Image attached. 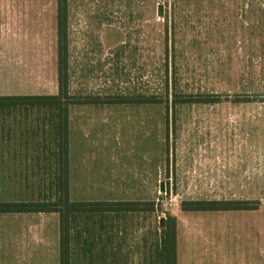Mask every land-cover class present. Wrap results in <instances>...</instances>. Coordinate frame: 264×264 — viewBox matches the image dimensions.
Wrapping results in <instances>:
<instances>
[{
	"label": "rangeland",
	"instance_id": "obj_1",
	"mask_svg": "<svg viewBox=\"0 0 264 264\" xmlns=\"http://www.w3.org/2000/svg\"><path fill=\"white\" fill-rule=\"evenodd\" d=\"M58 7L0 0V95L58 93ZM67 24L71 94L105 102L71 109L76 129L93 132L74 133L75 145L90 153L88 164L105 146L104 156L122 166L114 191L79 185L70 199L111 194L150 209L121 220L115 251L104 245L89 256L80 240L70 263L163 264L165 226L175 218L177 228L181 217L182 246H199L203 264H222L228 252L234 264L247 256L262 264L248 251L257 239L264 245V0H68ZM138 92L160 100L129 102ZM198 95L217 102L184 101ZM52 130L42 110L0 116V133ZM38 168L4 172L9 181L0 172V201L56 200L55 171ZM190 200L256 208L184 220ZM6 250L0 236V264L47 263L33 251L23 258Z\"/></svg>",
	"mask_w": 264,
	"mask_h": 264
},
{
	"label": "crops",
	"instance_id": "obj_2",
	"mask_svg": "<svg viewBox=\"0 0 264 264\" xmlns=\"http://www.w3.org/2000/svg\"><path fill=\"white\" fill-rule=\"evenodd\" d=\"M71 92V85H70ZM105 102L94 100L85 101L80 100L78 103H73L68 109V123H69V195L70 188L75 186L83 187H97V188H116L121 181L122 166L115 164V159L111 161L105 156L108 155L109 149L104 146L100 153V158L96 159L97 164H88L86 154L89 152L81 150L82 147L75 145L74 133L79 134L84 130V133L89 136L93 133L90 130H77L74 125V119L71 110L76 105L92 104L103 105ZM107 103V102H106ZM120 104L121 102H110ZM8 116V115H7ZM96 133V132H95ZM16 139L18 146H10ZM12 140V141H11ZM13 145V144H12ZM82 146V145H81ZM82 156L80 168L79 156ZM105 155V156H104ZM28 165V166H27ZM34 165V166H33ZM48 165V166H47ZM27 166V167H26ZM36 166H40L39 168ZM50 170L56 171L58 169V146L55 135L50 132H19L13 134L10 132L0 133V172H3L1 179L9 181V178L4 176V172L21 171V170ZM83 170V175H79V171ZM78 180L83 181L81 184ZM118 182V183H117ZM101 191V189L99 190ZM72 201H75L72 199ZM76 201L82 202H122L116 196L111 194H104L103 196H91L86 199H78ZM132 202V201H125ZM244 211L249 215L253 210H232ZM132 211H86L74 213L70 216V246L73 248V243L78 244L81 240L82 244L87 245L86 251L89 256L100 250H106L104 245L111 246L110 249L115 251L116 247L112 242L116 232H121V220L129 215ZM212 212H228V211H188L184 210L183 219H190L197 217L198 214L208 215ZM4 215L0 218V236L5 243L7 250L3 252L4 256L10 255V249L17 248V256L26 257V253L33 251V255L39 259L47 261L46 264H60V250H61V218L58 212H23V213H0ZM7 215V216H5ZM13 215V216H10ZM23 215V216H22ZM182 218L179 217L177 227V264H203L197 259L196 252L199 246H182L181 232L183 229ZM113 237V238H112ZM105 238H107L105 242ZM103 242V243H102ZM102 243V244H101ZM254 241L249 245V251L254 253L257 251L259 257L261 256L262 264H264V245ZM246 246L245 244H243ZM242 246V245H241ZM113 247V248H112ZM243 249V247H241ZM72 250V249H71ZM226 251V250H225ZM228 251V250H227ZM229 253V254H228ZM224 253L226 257L222 264H234V260L228 259L231 257L230 252ZM245 258L247 255H243ZM251 258L247 256V258ZM244 259L239 261V264H254V259ZM238 264V261L236 262Z\"/></svg>",
	"mask_w": 264,
	"mask_h": 264
},
{
	"label": "trees",
	"instance_id": "obj_3",
	"mask_svg": "<svg viewBox=\"0 0 264 264\" xmlns=\"http://www.w3.org/2000/svg\"><path fill=\"white\" fill-rule=\"evenodd\" d=\"M58 72L59 87L57 94H25V95H0V116L12 115L17 111L42 110L47 115V121L52 126L58 146V169L55 171L56 200H19L0 201V213L23 212H58L61 218V250L60 264L70 263V216L74 213L86 211H133L144 209L142 202H82L72 201L69 196V123L68 109L73 103L82 100L70 92L69 73V48L67 2L58 0ZM264 97V94H262ZM190 100L200 103H215L216 96L196 97L189 96ZM160 98L156 95L133 93V100L121 99L122 102L133 104L158 103ZM249 101V100H248ZM176 103L183 100L175 99ZM48 113V114H47ZM253 206L246 200H190L183 202V210L188 211H232L253 210ZM171 219V220H170ZM165 226L162 238L160 258L163 264H177V228L175 218H170Z\"/></svg>",
	"mask_w": 264,
	"mask_h": 264
}]
</instances>
